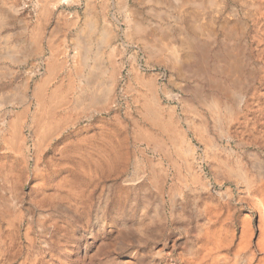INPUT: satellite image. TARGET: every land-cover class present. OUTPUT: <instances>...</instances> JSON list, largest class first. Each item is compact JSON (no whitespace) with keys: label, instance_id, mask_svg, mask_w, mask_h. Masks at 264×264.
I'll return each mask as SVG.
<instances>
[{"label":"rangeland","instance_id":"obj_1","mask_svg":"<svg viewBox=\"0 0 264 264\" xmlns=\"http://www.w3.org/2000/svg\"><path fill=\"white\" fill-rule=\"evenodd\" d=\"M94 1L101 26L120 34L104 50L117 79L113 104L91 106L50 139L37 138L30 122L19 139L0 137V264H211L215 257L236 264L240 251L245 263L264 264V0H225L223 9L215 0H185L181 10L167 5L171 16L182 12L194 41L183 84L198 99L188 110L190 147L182 154L169 143L154 148L139 130L127 87L132 21ZM10 2L17 10L0 37L10 35L9 47L23 41L24 57L0 59L5 89L27 90L28 106L36 105L45 57L58 46L76 67L59 72L55 83L70 78L75 104L87 87L77 44L85 5L73 26L56 13L41 29L43 0H0L1 14ZM140 2L146 16L151 5ZM202 57L207 69L200 74ZM223 58L237 72L220 71ZM200 119L206 128L197 127Z\"/></svg>","mask_w":264,"mask_h":264},{"label":"bare ground","instance_id":"obj_2","mask_svg":"<svg viewBox=\"0 0 264 264\" xmlns=\"http://www.w3.org/2000/svg\"><path fill=\"white\" fill-rule=\"evenodd\" d=\"M209 1L211 0H202V4ZM224 2L225 0H215L214 4L218 9H223ZM169 3L175 4L178 10H181L186 1L141 0L139 5L144 4L147 7L151 5L146 16L142 14L136 0H102V7L106 11L117 7L125 13V17L130 22H134L133 25L130 23L129 27L130 35L134 36V39L132 43L127 44V48L132 47L133 49L129 57L127 87L131 91L129 100L137 109L134 120L138 124L139 130L143 136L155 143L154 148L157 149L159 144L169 143L171 150L182 154L190 147L186 138V128L190 129L186 126V124L189 125L187 123L188 110L194 111L196 109L195 101L198 99L196 92L188 95L189 91L187 92V88L183 84L189 71L186 70L187 65L191 62L188 51L194 41L189 37L187 39V32L182 24V12L172 16L169 14L167 7ZM5 4L2 7H6L8 14L0 13L1 27L10 22L7 15L17 10L15 3ZM83 4L85 5L84 25L77 35V44L82 50L81 59L84 69L87 71L83 74L86 77L87 87L77 97L75 104L72 102L73 92L67 88L70 78H68V84L65 85L62 82L61 87L58 88L55 83L57 82V74L64 71L66 67L71 72L76 67L71 62L68 64V52L58 46H54L49 51L51 52L50 55L45 57L43 77L35 94L36 105L31 106L34 107V110H31L30 105L28 106L31 102H29L27 90L16 88L10 92L5 89L4 76L6 73L0 71V137L19 139L25 128L24 126L23 129L21 128L22 123L25 125L26 122H30V128H33L37 138H49L62 126L82 116L81 114L85 113L91 106L96 107L95 110L101 111L103 107L109 108L113 104L117 79L112 72L113 59H111V54L106 55L104 50L111 49L113 41L120 34L108 24L101 26V20L94 10L96 2L94 0H43L37 24L41 29L46 27L53 16L58 13V18H66L68 24L73 26L80 19L79 13ZM149 15L156 18L154 22L151 18L149 19ZM171 18L175 21V27L172 29L168 21ZM200 33L203 35L204 30L202 29ZM171 35H173L174 40L170 39ZM200 39L202 40V36ZM10 41V35L0 37V59H22L24 57L23 41L9 47ZM28 41L29 53L33 54L35 53L33 41ZM3 43L7 46H3ZM230 49V46L225 45L226 52H229ZM223 60L221 67H218L220 71L229 75L236 70V64L226 61L227 58H223ZM204 61L205 58L202 57V64L197 67V73L202 74L207 69ZM212 84L215 86L218 82L212 81ZM122 90L124 91V89ZM225 93L228 91L226 90ZM19 106L26 107L21 111L14 112V109ZM198 123L199 129L206 126L203 119H200ZM209 222L216 223L217 220L210 219ZM212 262L211 264H230L232 261L228 257L223 259L215 257ZM235 262L236 264H252V261L246 263L243 261L242 251L237 254Z\"/></svg>","mask_w":264,"mask_h":264}]
</instances>
